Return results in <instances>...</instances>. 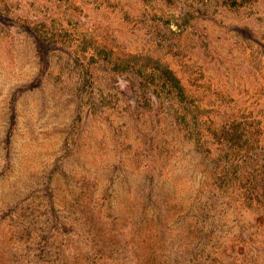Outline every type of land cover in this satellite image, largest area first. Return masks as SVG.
Listing matches in <instances>:
<instances>
[{
  "label": "rangeland",
  "instance_id": "1",
  "mask_svg": "<svg viewBox=\"0 0 264 264\" xmlns=\"http://www.w3.org/2000/svg\"><path fill=\"white\" fill-rule=\"evenodd\" d=\"M204 3L40 0L38 20L26 16L28 7L7 13L4 21L0 17V261L24 257L23 264H40L38 245L59 247L64 239L53 236L63 232L67 241L59 259L49 257L76 262L74 246L88 243L81 228L91 213V220L108 230V241L99 239L106 264H192L189 253L200 238L195 230L199 205L208 199L202 185L208 156L202 145L196 137L177 141L169 169L160 167L148 176L139 162L143 139L128 117L120 109L111 116L100 113L106 83L101 74L83 70L88 62L80 49L49 44L36 29L53 26L75 9L80 31L88 30V15L96 34L109 35L116 52H145L175 71L190 99L185 115L194 123L193 132L206 130L204 148L223 124L243 131V146L246 140L264 142V2L215 17L208 12L216 6ZM191 4L196 9L185 7L178 17L180 7ZM83 192L90 202L104 203L101 213H84ZM220 210L223 224L236 235L242 224L233 223V211L217 206L214 212ZM246 234L262 240L255 261L264 264V221L258 219ZM237 240L236 252L218 257L216 264H242L244 248L254 251L253 242Z\"/></svg>",
  "mask_w": 264,
  "mask_h": 264
},
{
  "label": "trees",
  "instance_id": "2",
  "mask_svg": "<svg viewBox=\"0 0 264 264\" xmlns=\"http://www.w3.org/2000/svg\"><path fill=\"white\" fill-rule=\"evenodd\" d=\"M192 1L196 2V0ZM201 1H204L206 6L208 3L216 6V9L208 12V17H215L214 15L217 14L222 16L221 14L234 13L241 8L255 5L258 0ZM0 6L2 7L0 17L3 21L9 17L7 13L11 12L16 15L18 11H22L23 7L30 9L26 12L27 17L39 19L40 0H0ZM185 7L196 9L193 4L181 6L178 17L182 15ZM48 12L56 13L50 7ZM79 15L75 9L73 11L69 9L53 26L41 25L36 30L46 42L52 41L64 46L66 44L72 49H80L78 54L83 60H86V63L88 62V68L85 67L83 70L88 74L92 68L91 70H96L101 74L102 81L106 83L100 90L102 94L100 113H109L111 116L115 110L120 109L121 113L128 117V124L131 125L137 137L140 136L143 139V147L140 144L139 154H142L144 158H140L139 162L146 165L144 171L150 173L148 176L153 177L154 169L160 167L164 171L166 168L169 169V164L173 163L171 159L175 156L174 148L177 141L186 143L193 141V137H196L198 145H202L201 147L204 149L203 153L208 156V171L204 173L202 184L204 188H208V199L205 204L200 203L199 205L201 207L198 211L201 218L200 228L195 225V230L200 232L201 239L198 237L199 244L196 250L189 253L193 255L192 264H216L218 257H229L231 251L236 252L233 242L237 238L239 239L237 241L242 244L248 242L256 244L254 251H245L244 248L242 253L245 254V257L241 261L242 264H253V262L256 264L255 259L258 254L255 251L260 248L262 240L257 242L253 234H246V232L255 226L258 219L264 221V142L260 138L255 143L246 140V144L243 146L241 141L246 139L243 131L239 127L231 129L223 124L214 133L215 142H209V135L208 148H204L207 140L206 130L193 132L192 125L194 123L190 122L188 116L185 115V112H190V99L182 80L175 71L169 65L150 57V54L145 52H123V55L116 52L110 44L109 35L96 34L98 30L88 15L86 16L87 21L92 24L88 26V30L80 31ZM237 28L245 27L237 26ZM251 36L249 37L252 39ZM106 92L110 93L109 97L103 95ZM110 118L113 117L102 119L110 121ZM141 123L143 124L140 127ZM198 129L201 128L198 127ZM251 144L257 145L256 150L249 147ZM115 145L121 146V143L117 142ZM155 155L157 160L153 159ZM119 160L121 162V159ZM166 177L171 178L167 174ZM81 194L84 213L87 214L88 210L94 214L102 212L104 203L90 202L87 192ZM217 206H221L224 212L233 211L235 214L232 218L233 223L237 225V222H240L242 224L236 235L223 224L225 223V213L221 210L218 213L214 212ZM91 216V213L89 217L85 216V227L81 228V237H86L88 243L85 240L82 246L80 244L74 246V249L79 253H75L76 262L65 260L56 262L49 257V255H56L55 259H59L62 246L67 241V234L62 232L53 236V238L64 239L63 244L59 247H55L49 242L38 245L41 251L40 264H106L103 256L106 254L105 247L99 243V239L105 236L108 241V230L100 228L97 221L94 220L95 217L91 220ZM0 217L3 219L1 213ZM89 219L91 224H89ZM230 242L231 246H227V243ZM24 243L22 242L25 246ZM11 249L9 247L7 251ZM117 255L118 252H116ZM24 261V257L19 260L14 258L13 262L0 261V264H23ZM238 261L237 259L236 262ZM138 264L153 263L140 260Z\"/></svg>",
  "mask_w": 264,
  "mask_h": 264
}]
</instances>
